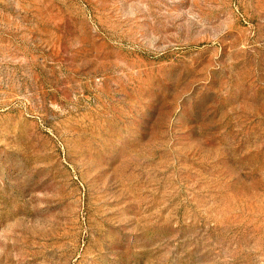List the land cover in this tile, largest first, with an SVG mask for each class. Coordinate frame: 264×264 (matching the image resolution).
I'll return each instance as SVG.
<instances>
[{
	"label": "rangeland",
	"instance_id": "rangeland-1",
	"mask_svg": "<svg viewBox=\"0 0 264 264\" xmlns=\"http://www.w3.org/2000/svg\"><path fill=\"white\" fill-rule=\"evenodd\" d=\"M0 264H264V0H0Z\"/></svg>",
	"mask_w": 264,
	"mask_h": 264
}]
</instances>
